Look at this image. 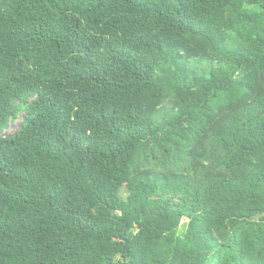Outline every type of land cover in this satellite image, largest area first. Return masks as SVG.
<instances>
[{
    "label": "trees",
    "instance_id": "obj_1",
    "mask_svg": "<svg viewBox=\"0 0 264 264\" xmlns=\"http://www.w3.org/2000/svg\"><path fill=\"white\" fill-rule=\"evenodd\" d=\"M0 264H264V0H0Z\"/></svg>",
    "mask_w": 264,
    "mask_h": 264
},
{
    "label": "rangeland",
    "instance_id": "obj_2",
    "mask_svg": "<svg viewBox=\"0 0 264 264\" xmlns=\"http://www.w3.org/2000/svg\"><path fill=\"white\" fill-rule=\"evenodd\" d=\"M25 113L23 111H21L18 114V117L9 121L8 125L5 127L4 131H3V135L5 136H9L14 134L15 132H17L22 124V120L24 117ZM184 223L181 225L180 227V233H182V231L184 230Z\"/></svg>",
    "mask_w": 264,
    "mask_h": 264
}]
</instances>
